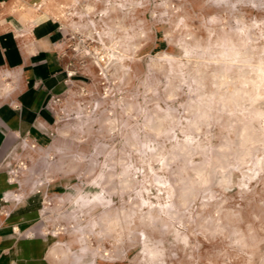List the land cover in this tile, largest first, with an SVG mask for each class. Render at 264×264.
I'll use <instances>...</instances> for the list:
<instances>
[{
  "label": "rangeland",
  "instance_id": "1",
  "mask_svg": "<svg viewBox=\"0 0 264 264\" xmlns=\"http://www.w3.org/2000/svg\"><path fill=\"white\" fill-rule=\"evenodd\" d=\"M25 2L57 35L0 131V264H264V0Z\"/></svg>",
  "mask_w": 264,
  "mask_h": 264
},
{
  "label": "crops",
  "instance_id": "2",
  "mask_svg": "<svg viewBox=\"0 0 264 264\" xmlns=\"http://www.w3.org/2000/svg\"><path fill=\"white\" fill-rule=\"evenodd\" d=\"M23 3L0 0V97L22 104L17 113L7 100L0 102V131L20 132L22 126H30L27 110L35 98L31 84L42 82V67L49 64L55 50L56 29L42 21L38 9H25Z\"/></svg>",
  "mask_w": 264,
  "mask_h": 264
},
{
  "label": "bare ground",
  "instance_id": "3",
  "mask_svg": "<svg viewBox=\"0 0 264 264\" xmlns=\"http://www.w3.org/2000/svg\"><path fill=\"white\" fill-rule=\"evenodd\" d=\"M242 110V109H241ZM262 117H264V115H262ZM262 119H264V118H262ZM151 256V255H150ZM154 256V255H153ZM151 258V257H150ZM155 259V258H154Z\"/></svg>",
  "mask_w": 264,
  "mask_h": 264
}]
</instances>
